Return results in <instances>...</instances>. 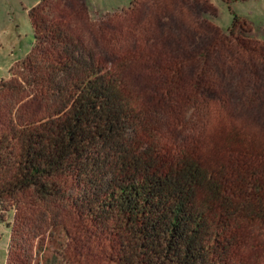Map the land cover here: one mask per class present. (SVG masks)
<instances>
[{
	"label": "trees",
	"instance_id": "16d2710c",
	"mask_svg": "<svg viewBox=\"0 0 264 264\" xmlns=\"http://www.w3.org/2000/svg\"><path fill=\"white\" fill-rule=\"evenodd\" d=\"M42 12L31 15L43 41L20 66L28 89L53 109L0 135V206L23 200L50 209L70 200L79 220L114 239L111 264H264V119L228 126L208 156L194 145L164 152L148 106L124 79L128 61L101 68ZM251 32L236 17L225 35ZM46 45L63 49L58 67L43 62ZM158 69L165 78L154 105L178 106L183 79L175 65ZM203 80L193 79L194 97ZM259 103L251 101L256 114ZM14 243L12 229L9 250Z\"/></svg>",
	"mask_w": 264,
	"mask_h": 264
},
{
	"label": "rangeland",
	"instance_id": "374dc122",
	"mask_svg": "<svg viewBox=\"0 0 264 264\" xmlns=\"http://www.w3.org/2000/svg\"><path fill=\"white\" fill-rule=\"evenodd\" d=\"M42 5L48 26L61 28L101 68L128 61L124 79L148 106L164 152L194 145L208 156L233 123L262 126L264 108L254 113L251 101L264 102V0H0V85L6 87L0 135L53 109L47 95L28 89L20 66L43 41L31 15ZM236 17L250 24V38L225 35ZM44 48L43 62L58 67L63 49ZM170 65L183 79V99L158 107L152 97L165 78L158 68ZM193 79H204L198 97ZM69 185L74 188L67 195L77 199L80 192ZM71 206L70 200L50 209L6 201L0 206V264H111L114 239L79 220Z\"/></svg>",
	"mask_w": 264,
	"mask_h": 264
}]
</instances>
